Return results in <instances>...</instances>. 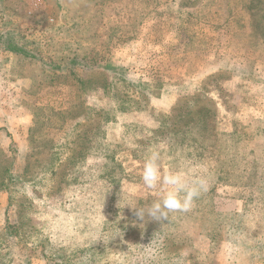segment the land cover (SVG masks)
I'll return each instance as SVG.
<instances>
[{
  "label": "rangeland",
  "instance_id": "rangeland-1",
  "mask_svg": "<svg viewBox=\"0 0 264 264\" xmlns=\"http://www.w3.org/2000/svg\"><path fill=\"white\" fill-rule=\"evenodd\" d=\"M0 264H264V0H0Z\"/></svg>",
  "mask_w": 264,
  "mask_h": 264
},
{
  "label": "clouds",
  "instance_id": "clouds-1",
  "mask_svg": "<svg viewBox=\"0 0 264 264\" xmlns=\"http://www.w3.org/2000/svg\"><path fill=\"white\" fill-rule=\"evenodd\" d=\"M159 160V151H151L145 159L141 174L144 187L154 190L158 199L147 208L139 207L138 202L126 201L123 204V207L127 205L135 210V215L140 220H144L145 214L153 220L161 221L167 220L169 213L188 212L192 209L194 200L208 190V182L204 177L189 181L176 171L162 173Z\"/></svg>",
  "mask_w": 264,
  "mask_h": 264
},
{
  "label": "trees",
  "instance_id": "trees-1",
  "mask_svg": "<svg viewBox=\"0 0 264 264\" xmlns=\"http://www.w3.org/2000/svg\"><path fill=\"white\" fill-rule=\"evenodd\" d=\"M186 112L189 113L190 110H187ZM177 115H179V112H177V111H176V113H174V114L172 113L170 119L175 118V116H177ZM173 125L175 126V124H173ZM188 131H189V130H187V132H188ZM172 132H174V134H177V133L181 132V130H180V131H179V130H175V131L172 130Z\"/></svg>",
  "mask_w": 264,
  "mask_h": 264
}]
</instances>
